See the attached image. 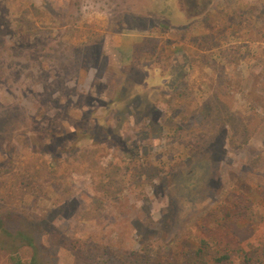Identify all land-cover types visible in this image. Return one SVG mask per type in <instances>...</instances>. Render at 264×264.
<instances>
[{
  "label": "rangeland",
  "instance_id": "374dc122",
  "mask_svg": "<svg viewBox=\"0 0 264 264\" xmlns=\"http://www.w3.org/2000/svg\"><path fill=\"white\" fill-rule=\"evenodd\" d=\"M202 239L262 264L264 0H0V264Z\"/></svg>",
  "mask_w": 264,
  "mask_h": 264
},
{
  "label": "trees",
  "instance_id": "16d2710c",
  "mask_svg": "<svg viewBox=\"0 0 264 264\" xmlns=\"http://www.w3.org/2000/svg\"><path fill=\"white\" fill-rule=\"evenodd\" d=\"M200 247L196 248V250H190L188 253H183L180 258L174 257L171 258V260H161L160 258L156 259V257H152V255L148 256L149 259L147 258L144 262L140 261L139 259L137 260H130L129 263L126 264H208L206 256L208 253H212L213 251H205L206 247L208 246V242L205 239H202L199 241ZM218 250V249H217ZM215 251L211 255V261H213V264H231L229 261L231 257H228L226 255H219L218 256V251ZM262 264H264V255H260ZM110 263V261H108ZM123 263V262H122ZM119 263V264H122ZM111 264H113L111 262Z\"/></svg>",
  "mask_w": 264,
  "mask_h": 264
}]
</instances>
